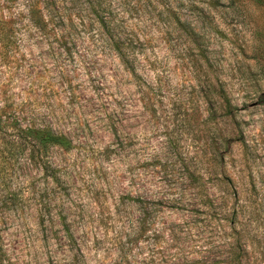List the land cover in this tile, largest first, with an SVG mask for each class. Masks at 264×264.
Listing matches in <instances>:
<instances>
[{
	"label": "rangeland",
	"instance_id": "1",
	"mask_svg": "<svg viewBox=\"0 0 264 264\" xmlns=\"http://www.w3.org/2000/svg\"><path fill=\"white\" fill-rule=\"evenodd\" d=\"M25 1L0 0V264H264V0H46L59 27Z\"/></svg>",
	"mask_w": 264,
	"mask_h": 264
},
{
	"label": "trees",
	"instance_id": "2",
	"mask_svg": "<svg viewBox=\"0 0 264 264\" xmlns=\"http://www.w3.org/2000/svg\"><path fill=\"white\" fill-rule=\"evenodd\" d=\"M25 2L28 4L25 5V7L29 9L28 17L41 15V13L44 12L45 17L54 27H59L60 24L67 23L70 20L62 13H59V11L52 6V3L50 4V2H47L46 0H36V3L42 8L40 11H33L32 8L36 3H33L30 0ZM90 12V16L102 31L103 42L109 46L111 52L115 53L124 69L131 75L135 76L136 74L133 63L135 61V49L139 44L132 39L122 38L119 26L109 19L110 12L99 11L95 7H93ZM102 12H104V15ZM30 22L31 24L33 23L31 19ZM25 146L30 147L32 152L36 151L37 153H41L45 152L50 147L66 150L67 148L72 147V143L64 135L54 133L48 128L35 129L31 126L22 127L18 123V147L24 148Z\"/></svg>",
	"mask_w": 264,
	"mask_h": 264
}]
</instances>
